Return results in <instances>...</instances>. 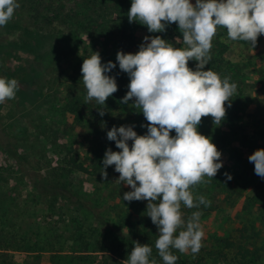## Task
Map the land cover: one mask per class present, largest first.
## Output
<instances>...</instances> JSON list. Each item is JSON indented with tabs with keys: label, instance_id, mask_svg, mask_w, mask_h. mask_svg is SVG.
Returning a JSON list of instances; mask_svg holds the SVG:
<instances>
[{
	"label": "rangeland",
	"instance_id": "rangeland-1",
	"mask_svg": "<svg viewBox=\"0 0 264 264\" xmlns=\"http://www.w3.org/2000/svg\"><path fill=\"white\" fill-rule=\"evenodd\" d=\"M71 1L17 0L20 7L7 25L0 27V77L14 78L19 83L15 99L0 104V236L7 240L3 248L16 239L19 243L14 246L28 240L37 245V250L46 251L38 259L34 258L37 255L8 251L11 257H0V264H90L104 254L98 251L101 242L113 238L117 231L141 232L134 226L136 216L143 213L140 204L123 200L131 187L117 181L120 174L114 165L106 169L107 180L102 175L106 151H122L108 140L107 132L113 126L139 128L145 122L141 109L134 105L135 98L122 104L124 97L110 96L118 99L112 107L109 98L101 105L104 116H100L93 99L92 112L100 117L95 122H77L74 115L64 111L70 101L69 78L78 63L95 53L117 58L112 48L113 32L122 14L129 12L132 0H93V14L88 20L81 16L88 3ZM51 2L66 3L70 13L67 22L48 24L45 16ZM191 3L195 5L196 0ZM131 28H136L142 43L145 37L160 36L174 47H186L176 43L177 37L183 39L178 23L166 25L160 33H149L147 26L139 22ZM107 32L111 34L106 36ZM210 55L205 70L210 68L221 79L230 77V83L237 85L231 101L225 103L226 116L221 124H214L207 116L198 126V131L221 152L223 167L210 182L190 189L194 200L204 196L211 201L210 206L181 207L185 222L193 212L201 213L203 247L195 255L171 251L180 255L184 264H238L237 249L227 245L234 243L260 249L262 259L248 258L245 264H264V178L255 174V165L249 162L255 151L264 149V34L254 48L250 42L230 40L227 30L218 27ZM197 63L190 60L188 66L195 71ZM172 133L176 135L174 130ZM50 142L54 143L55 153L49 151L53 147ZM17 156L28 160L27 169L17 167ZM68 156L97 169L92 176L73 174L66 178L74 188L81 186L76 192L84 200L82 206L39 196L34 184L28 186L27 177L22 184L16 181L26 172L41 180L46 177L49 182L56 181L57 166ZM225 173L232 179L228 180ZM24 185L26 189L20 190ZM142 203L147 206L148 201ZM54 250L61 258L50 259L54 254L50 251ZM84 255L91 258L87 262L75 258ZM151 258L155 264H164L156 251Z\"/></svg>",
	"mask_w": 264,
	"mask_h": 264
},
{
	"label": "clouds",
	"instance_id": "clouds-1",
	"mask_svg": "<svg viewBox=\"0 0 264 264\" xmlns=\"http://www.w3.org/2000/svg\"><path fill=\"white\" fill-rule=\"evenodd\" d=\"M19 7L17 0H0V27L7 25ZM127 15L129 22L138 21L152 33L178 23L183 39L177 37L176 43L186 47L177 48L153 36L145 37L135 54L118 52L119 68L130 76L121 103L135 98L134 105L141 109L148 131L138 135L133 126H113L107 138L122 151H106L102 175L107 180L106 169L114 165L120 174L117 181L132 189L124 193L123 200L148 201L147 215L159 230L155 248L164 264H176L178 257L172 249L198 254L204 238L201 213L193 212L185 222L181 207L210 206L204 196L194 200L190 189L210 182L223 167L221 152L198 126L207 116L221 124L225 103L237 91L230 77L221 79L210 68L205 70L211 60L212 40L217 28L223 27L230 40L250 42L255 48L264 34V0H196L195 5L191 0H132ZM190 60L198 62L197 70L188 66ZM114 68L112 61L102 64L99 53L84 59L85 104L94 99L105 105L117 92L115 77L106 74ZM18 89L16 79L0 77V104L15 99ZM99 114L104 116V110ZM173 130L175 136L170 135ZM129 141H133L131 147ZM249 162L254 163L255 174L264 178V149L255 151ZM225 176L232 179L228 173ZM178 229L182 230L177 235ZM152 251L148 244L136 242L123 264H155L150 260Z\"/></svg>",
	"mask_w": 264,
	"mask_h": 264
},
{
	"label": "trees",
	"instance_id": "trees-1",
	"mask_svg": "<svg viewBox=\"0 0 264 264\" xmlns=\"http://www.w3.org/2000/svg\"><path fill=\"white\" fill-rule=\"evenodd\" d=\"M75 0H72L71 2H74ZM67 2V1H65ZM63 2V5H56L55 2H51V5L49 6L48 13L45 16L46 21L48 24H53L55 22H67L70 18V13L66 10V3ZM93 0H83V3L86 7V13L82 14L81 16L87 18V20L90 18V15L93 14ZM89 13V15L87 14ZM128 13H123L120 19V25L117 28L116 32H113L115 35L114 43L112 44L113 51L115 55L117 56L118 52L123 51L125 54L132 53L135 54L138 52V47H140L142 41L140 42L139 38L137 37V34L134 31L136 28H131L133 23H138V21L129 22L128 19ZM135 25V24H134ZM149 32V30H147ZM150 33V32H149ZM111 32L105 33V35H109ZM106 54V53H105ZM92 56V55H90ZM103 57V54L102 56ZM109 61H112L113 63H116V68L112 69L110 72L106 73L107 75L111 77H115L118 90L113 95H119L120 97H125V95L128 92V85L130 83V76L122 72L119 68V64L117 62V58L113 60V58L109 56H104L101 60L102 64H107ZM82 64L78 63V69L73 73L72 76H70V81L72 87L69 89V92L67 94V97L70 99L69 102H67L64 106V111L67 113H70L71 115H74L77 122H80L82 119H86L87 121H98L100 117L96 118V114L92 112V108L94 104L92 102L90 103V106L85 104V95L87 94L84 91V84L82 80ZM118 97L115 98H109V106L112 107ZM99 106V109L101 110V105L97 104ZM87 107V108H86ZM99 110V111H100ZM66 114V113H65ZM64 114V115H65ZM145 122H143L139 128H133L134 131L138 135H145L147 134V127L146 125L148 122L144 118ZM170 135L173 136V133ZM128 143H133V141H129ZM50 144L53 146L50 148L49 151L52 153H55L56 148H54V143L50 142ZM16 165L19 167V169H27L28 167V160L24 159L21 156H17L16 158ZM51 160V159H50ZM55 161H58L56 159ZM58 172H56V181H48V179L42 178L39 179L36 176L30 175L27 172L24 173V176H19L16 178V181L19 182V184H22L25 182V178H29L30 182L28 183V186L31 184H34V191L39 196H43L46 198L54 199L55 201L63 200L65 202H71L73 205L82 206L84 205V200L81 197V194L77 193L76 191H81V186L75 187L71 185V182L69 181L66 183V178L69 176H72L73 174H83L87 176L94 175L97 171V169H90L84 162L80 161L75 156H68V158H64L59 164H58ZM50 183V184H49ZM21 187V186H19ZM19 187L17 189L19 190ZM26 185L20 190L26 189ZM23 194L21 193V197ZM140 204L141 210L143 213L136 216V222L135 227L136 229H141L140 234H134L133 232H122L117 231L116 235L113 238L108 239L107 241H102L101 246H99L98 251L103 252L104 254L102 257H98V259L95 262H91L90 264H123V261H125L128 258V255L130 254L132 248L134 247V244L136 242H139L140 244H148L150 247H152L153 251L158 254V250L155 248V241L158 239V228L153 224L151 218L147 215V206L142 203V201H138ZM26 234V233H24ZM4 236H0V251L4 252L0 254V257L7 258L11 257L8 251H20L25 253L27 256L37 255L34 257L35 259L40 258L44 255L46 251L44 250H37V245L32 244L26 240V243L24 244H18L14 246L15 243L18 241L14 239V241L7 246V248H3L6 243V239L3 238ZM26 239V238H25ZM31 241V240H30ZM19 243V242H18ZM20 245V246H19ZM229 248H235L237 249V257H240L238 264H245V261H247L248 258H255V259H262L260 249L258 248H251V247H244L242 245H236L234 243L227 244ZM87 251V250H85ZM51 257L50 259H56L61 258L58 253V250L50 251ZM159 255V254H158ZM178 259L177 261L181 264H184L185 262L182 260L180 255L175 254ZM79 258L81 260H84L87 262L91 258L90 255L87 256H80L75 257ZM95 259V258H94ZM150 260H153L150 256ZM15 264V262H14ZM26 264V263H25ZM27 264H33V263H27ZM89 264V262H87ZM163 264V263H161Z\"/></svg>",
	"mask_w": 264,
	"mask_h": 264
}]
</instances>
